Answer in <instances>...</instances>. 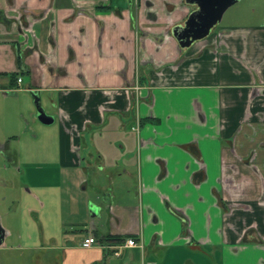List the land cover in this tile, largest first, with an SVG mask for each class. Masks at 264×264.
Listing matches in <instances>:
<instances>
[{
    "label": "crops",
    "instance_id": "1",
    "mask_svg": "<svg viewBox=\"0 0 264 264\" xmlns=\"http://www.w3.org/2000/svg\"><path fill=\"white\" fill-rule=\"evenodd\" d=\"M253 1L180 47L171 29L196 7L185 0H0L3 94L23 73L52 94L57 152L37 158L29 192L60 264H264V0Z\"/></svg>",
    "mask_w": 264,
    "mask_h": 264
},
{
    "label": "rangeland",
    "instance_id": "2",
    "mask_svg": "<svg viewBox=\"0 0 264 264\" xmlns=\"http://www.w3.org/2000/svg\"><path fill=\"white\" fill-rule=\"evenodd\" d=\"M254 3L253 0H238L230 6V12H236L235 19H240L241 12L247 14ZM224 17L220 23L224 22ZM21 77L23 82L14 93L4 95L0 87V144L4 147L0 149V224L8 231L0 246V264H46L49 255L54 256L53 264H60L59 251L47 248L49 244L43 236L38 214L31 208L41 207L36 202L37 197L29 192L34 191L31 185L42 175V171L36 169L44 164L37 158L46 159V153L54 155L57 152L56 141H50L56 122L43 124L37 119V105L32 91L38 95L39 106L47 114L55 110L52 94L43 88L35 91L27 89L30 76L23 73ZM44 193L40 194L39 201H44L46 206L40 213L50 216L56 192L49 189ZM48 205L51 207L48 208ZM48 229L52 233L58 231L56 220Z\"/></svg>",
    "mask_w": 264,
    "mask_h": 264
},
{
    "label": "water",
    "instance_id": "3",
    "mask_svg": "<svg viewBox=\"0 0 264 264\" xmlns=\"http://www.w3.org/2000/svg\"><path fill=\"white\" fill-rule=\"evenodd\" d=\"M196 7L190 11L187 18L172 27L171 33L180 47H187L194 41L207 36L210 30L222 18L225 10L238 0H185ZM32 91L31 88L28 87ZM37 105V119L43 124H49L54 117L47 114L39 106V97L32 91ZM98 206L89 201V210L92 216L97 215ZM5 237V229L0 224V245Z\"/></svg>",
    "mask_w": 264,
    "mask_h": 264
},
{
    "label": "built area",
    "instance_id": "4",
    "mask_svg": "<svg viewBox=\"0 0 264 264\" xmlns=\"http://www.w3.org/2000/svg\"><path fill=\"white\" fill-rule=\"evenodd\" d=\"M17 81L20 82V81H21V78L18 77ZM95 241H96V239H95L94 236H88V237H85V238L82 240V245H83V246H89V245L93 244ZM124 243H125V245H127V246H134V245L142 246V244H141V243H137L133 237H127V238L125 239V242H124ZM115 253L118 254L119 252L116 251Z\"/></svg>",
    "mask_w": 264,
    "mask_h": 264
},
{
    "label": "trees",
    "instance_id": "5",
    "mask_svg": "<svg viewBox=\"0 0 264 264\" xmlns=\"http://www.w3.org/2000/svg\"><path fill=\"white\" fill-rule=\"evenodd\" d=\"M0 13H2V12H0ZM3 17V16H2ZM6 21H9V20H7V19H5ZM1 74H4V73H2V72H0V75ZM8 75V77H9V79L10 80H17V77H18V75H17V73H15V72H10V73H8L7 74ZM103 240L104 241H109V240H117V241H119V240H121V238H119V237H116V238H111L109 235H107V236H103ZM92 264H102V261H96V262H93Z\"/></svg>",
    "mask_w": 264,
    "mask_h": 264
}]
</instances>
